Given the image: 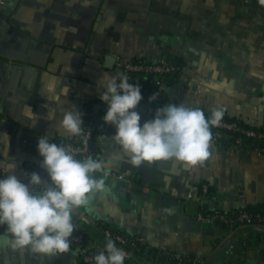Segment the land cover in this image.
<instances>
[{"label":"crops","instance_id":"1","mask_svg":"<svg viewBox=\"0 0 264 264\" xmlns=\"http://www.w3.org/2000/svg\"><path fill=\"white\" fill-rule=\"evenodd\" d=\"M168 53L184 63L177 81L160 86L171 101L205 111L225 109L248 124L264 125V5L255 7L252 0H3L0 179L14 174L27 184L36 172L43 189L50 178L40 167L39 138L48 135L60 145L73 137L58 123L72 105L82 121L87 111L101 112L104 88L97 82L104 73H122L119 59L156 61ZM65 84L68 96L61 91ZM135 110L141 126L156 113L143 101ZM115 132L101 122L92 143L102 170L94 176L108 172L121 177H106V190L74 213L78 230L92 227L102 235L101 226H108L140 238L147 248L194 254L205 261L228 241L225 251L231 245L232 252L224 251L221 260L264 264V234L254 248L242 235L246 247L240 253L235 249L237 234L264 233L263 227L237 233L239 229L196 219L199 212L264 206V153L223 149L212 142L203 165L190 167L173 158L136 167L112 140ZM203 184L209 191L199 198ZM88 234V245L103 250L104 243ZM0 264L95 263L84 262L73 248L49 257L0 247ZM124 264L154 263L126 254Z\"/></svg>","mask_w":264,"mask_h":264},{"label":"clouds","instance_id":"2","mask_svg":"<svg viewBox=\"0 0 264 264\" xmlns=\"http://www.w3.org/2000/svg\"><path fill=\"white\" fill-rule=\"evenodd\" d=\"M259 3L264 5V0ZM97 84L104 88L100 92L107 106L103 120L115 127L111 138L129 155L133 166L175 158L195 167L209 160L211 128L220 123L222 110L215 109L211 118H206L200 108L170 103L157 109L155 117L141 126L135 110L142 100L139 85L130 84L123 73H104ZM49 87L54 92V86ZM61 91L68 96L69 86L65 84ZM72 106L64 111L59 128L68 136H79L83 131L82 114ZM37 148L43 158L40 167L46 170L50 183L41 189V177L36 172L29 175L27 184L14 174L0 179V226H6L5 234L0 235V247L29 249L53 257L70 251L76 227L73 215L79 208L88 207L97 192L106 190L108 174L96 178L94 174L102 170L98 159L88 156L78 160L71 146L52 143L48 135L39 138ZM125 259V252L110 239L105 250L94 257L95 264H124Z\"/></svg>","mask_w":264,"mask_h":264},{"label":"trees","instance_id":"3","mask_svg":"<svg viewBox=\"0 0 264 264\" xmlns=\"http://www.w3.org/2000/svg\"><path fill=\"white\" fill-rule=\"evenodd\" d=\"M252 5L257 7L260 5L259 0H252ZM133 61L136 62H143L146 59L143 58H132ZM147 61V60H146ZM158 61H166L171 63L175 66V70L171 72H150L144 73L142 71H133L128 74L129 83L133 85H139L141 89V95L143 102H147L152 109H159L164 107L167 104L174 103L169 99L167 94L160 90V86L171 85L175 81L178 80L180 77V72L184 66L183 61L176 55L173 54H165L161 57ZM174 63H177L176 65ZM155 95L158 99L151 100L150 97ZM176 104V103H175ZM104 102L101 103L102 110L96 114L93 113V139L94 141L95 136L101 132V122L104 121L103 117L106 114L104 112ZM178 105V104H177ZM87 109L89 110V104L87 103ZM203 110V109H201ZM223 111V116L220 122L224 124H231L233 128H228L226 126H212L211 131L213 138L215 135H218L215 140L216 144L223 149L231 148V149H247V150H254L261 153H264V125L258 126L253 124H248L244 122L242 119L238 117L230 116L225 109H220ZM204 115L206 118H211L212 111H205L203 110ZM89 111H87L85 118H88L87 115ZM84 118V119H85ZM252 131L254 135H249L247 132ZM92 157L95 159V151L92 149L91 153ZM249 211H264V206H247L243 207ZM218 226L224 227L222 224H218ZM109 228L108 226H101V230ZM225 228V227H224ZM110 229V228H109ZM113 230V229H112ZM264 231V230H263ZM80 232L83 233L85 237V241L83 245H88V241H86V237H89L87 229H82ZM261 234H264L257 230H252L249 232L237 234L236 238V251L240 253L242 250L245 249L246 245L244 244L241 236L246 235V244L248 243L251 247H256L261 238ZM125 252V254H129V256L137 257V258H148L153 261L154 264H202L204 263L205 259L201 256L194 255V254H185L180 252H173V251H160L153 248H147L143 243L138 245V250L134 249H121ZM225 248L220 252L219 256L217 257V261L221 260ZM178 253L179 257L176 258L174 255ZM222 264H244L241 262L240 259H222Z\"/></svg>","mask_w":264,"mask_h":264},{"label":"built area","instance_id":"4","mask_svg":"<svg viewBox=\"0 0 264 264\" xmlns=\"http://www.w3.org/2000/svg\"><path fill=\"white\" fill-rule=\"evenodd\" d=\"M3 0H0V4ZM121 62V71L123 74L127 75L130 72L133 71H142L144 73H150V72H171L175 70V66H173L171 63H168L166 61H149L145 60L143 62H136L133 61L132 58L128 59H119ZM158 99V97H156ZM107 106L104 105V112L106 113ZM155 112L156 110L153 109ZM86 115V114H85ZM87 115H89L88 118H85L83 121V131L79 136H73L62 143L65 146H71L72 149L75 150V158L78 160H83L88 156H91L92 154V139L94 137L93 131H92V125H93V119H92V112H89ZM219 126H226L228 128H233V125L231 124H224L220 122L218 124ZM249 135H254L252 131L247 132ZM218 135H215V138ZM215 138H213L212 142L215 144L217 143ZM61 143V144H62ZM261 153V152H260ZM105 172H102L104 176ZM107 177L110 176H116L121 177L119 175H115L114 173H108ZM201 196H205L208 191L209 187L206 184H203L201 186ZM192 195L188 193L187 198H191ZM196 219L200 221H204L209 224L218 225L222 224L226 229L229 230H236L248 226H260L264 228V211H249L244 209L243 207L238 208L233 211H208V212H199L196 215ZM6 232V226H0V234H5ZM102 235L107 240H112L115 242V245L119 247L120 249H134L136 248L138 250V245L142 243L141 239L138 237L130 236V235H124L121 234L115 230L106 228L102 230ZM71 240V246L70 249H76L79 252H81L83 256L84 262L87 263H95L94 257L95 255L99 254V252L95 251L92 246L89 245H83L85 241V237L80 230L77 229V227L74 228ZM105 250V244L103 245V250ZM100 251V252H101ZM226 253L232 252L231 245L226 249ZM174 257L178 258L179 255L176 253Z\"/></svg>","mask_w":264,"mask_h":264},{"label":"water","instance_id":"5","mask_svg":"<svg viewBox=\"0 0 264 264\" xmlns=\"http://www.w3.org/2000/svg\"><path fill=\"white\" fill-rule=\"evenodd\" d=\"M175 65L177 63H174ZM254 125H256V123H254ZM94 143L91 144V148L93 149ZM249 227H244V228H240L239 230H237V233L240 232H245L246 230H248ZM264 229V228H262ZM88 231H90V233L97 238L98 240H100L102 243H104L106 245V242L108 241L107 239H105L101 234L97 233L92 227H88L87 228ZM228 241L218 249V251L215 253V255L213 257H211L210 259H207L206 261H204V263L202 264H214V262L216 261L217 257L219 256L220 252L227 246ZM116 246V245H115ZM117 247V246H116ZM119 248V247H117ZM120 249V248H119Z\"/></svg>","mask_w":264,"mask_h":264}]
</instances>
